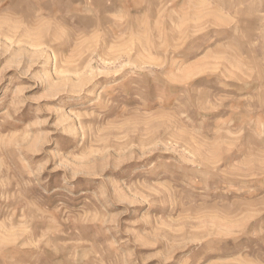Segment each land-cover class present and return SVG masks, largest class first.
Masks as SVG:
<instances>
[{
	"label": "rangeland",
	"instance_id": "obj_1",
	"mask_svg": "<svg viewBox=\"0 0 264 264\" xmlns=\"http://www.w3.org/2000/svg\"><path fill=\"white\" fill-rule=\"evenodd\" d=\"M0 264H264V0H0Z\"/></svg>",
	"mask_w": 264,
	"mask_h": 264
}]
</instances>
